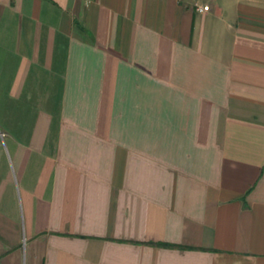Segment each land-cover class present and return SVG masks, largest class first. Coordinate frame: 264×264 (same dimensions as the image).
Here are the masks:
<instances>
[{"label": "crops", "instance_id": "crops-1", "mask_svg": "<svg viewBox=\"0 0 264 264\" xmlns=\"http://www.w3.org/2000/svg\"><path fill=\"white\" fill-rule=\"evenodd\" d=\"M0 264H264V0H0Z\"/></svg>", "mask_w": 264, "mask_h": 264}, {"label": "built area", "instance_id": "built-area-1", "mask_svg": "<svg viewBox=\"0 0 264 264\" xmlns=\"http://www.w3.org/2000/svg\"><path fill=\"white\" fill-rule=\"evenodd\" d=\"M199 10H207L208 9V5H205V6H203V7H201V8H198Z\"/></svg>", "mask_w": 264, "mask_h": 264}]
</instances>
